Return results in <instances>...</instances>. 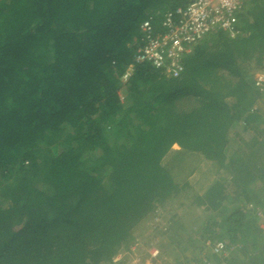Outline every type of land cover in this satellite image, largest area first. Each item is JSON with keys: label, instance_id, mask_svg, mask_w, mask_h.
<instances>
[{"label": "trees", "instance_id": "1", "mask_svg": "<svg viewBox=\"0 0 264 264\" xmlns=\"http://www.w3.org/2000/svg\"><path fill=\"white\" fill-rule=\"evenodd\" d=\"M149 1L0 0V264H126L140 224L190 193L206 212L231 197L207 237L238 244L228 262L264 264L249 208L264 204V87L249 74L264 69V0L237 37L197 42L179 77L133 62ZM180 153L231 178L193 192L165 163Z\"/></svg>", "mask_w": 264, "mask_h": 264}, {"label": "built area", "instance_id": "2", "mask_svg": "<svg viewBox=\"0 0 264 264\" xmlns=\"http://www.w3.org/2000/svg\"><path fill=\"white\" fill-rule=\"evenodd\" d=\"M247 1L189 0L186 5H177L165 11L159 24L152 15L148 16L140 24V38L133 53L134 64L148 63L166 76L179 77L185 69L186 56L201 39L220 30L232 38L241 34L239 14ZM256 85L261 87L258 82ZM258 105L255 103L250 111L256 110ZM249 208L264 230V204L252 203ZM166 216V211L157 208L151 221L154 227L168 228L171 220ZM163 219L168 220V223L164 224L166 221ZM154 245L152 247L155 250H149L153 257L158 253ZM237 245L229 244L224 239L208 238L204 242L205 249L201 248L199 253L197 251L196 257L191 258L187 264H233L226 261V258ZM140 248L139 238L136 237L131 248L121 252L115 260L129 254L136 255L142 252Z\"/></svg>", "mask_w": 264, "mask_h": 264}, {"label": "rangeland", "instance_id": "3", "mask_svg": "<svg viewBox=\"0 0 264 264\" xmlns=\"http://www.w3.org/2000/svg\"><path fill=\"white\" fill-rule=\"evenodd\" d=\"M175 1L180 0H167V3H164L163 0H150V3L144 6V11L146 13L145 16H148L152 13H157L159 10H161L162 8L160 9L159 6L156 7L157 4L161 6H163L164 4L163 8H168ZM132 71L133 66H129L124 76H122V81H125ZM252 73L254 75V84L256 85L258 82L261 87H264V69H258L255 67V69L251 70L249 74ZM123 90L124 89L120 90L119 92L121 97H124L125 95V92ZM260 104V108H262V113L264 114V101L262 102L261 100ZM253 133L254 130H252V134ZM261 139L262 142H264V138L261 137ZM200 158L201 157L198 153H180L177 154L176 157H174V160L172 159V156H169L165 163L168 167L171 168V171L175 175L177 181L183 182L187 177L188 180L192 179L191 183L193 185V192H201L212 179L217 177L222 176L227 180L228 183L229 179L231 178L230 173H224L222 170H220V172L218 171L217 166H214L211 162H208L206 160H201ZM200 160L203 162H201ZM200 165L202 166L200 167ZM192 170L194 171V173L190 174ZM190 195L192 194L190 193L185 197H180L174 200L170 203V205H167L168 209L166 211V217L168 220H182L184 226H187V230L184 231L182 228L178 227L180 231H176V233H179L180 236L177 238L176 236H174V223L172 224L171 221V223H168V220L163 219L164 221H166L164 224L168 223V228L166 227V229H162L161 227L156 228L152 223H147L144 229L141 230V233H136L141 245L139 251L142 252L137 251L138 253L136 255H125L124 257H127L126 264H147V261H149L150 264H155L154 258L149 252L150 249L151 251L155 250L154 247H152L153 244H155L154 246L158 248V253L155 256L157 257L156 259L158 261V264H176L175 259L177 257H180L181 259L196 257V252L198 251L197 253H199L201 248H204V242L209 238L207 237L209 232H205L207 223L210 221H215L217 222V225H220L223 219H225L226 217V214L222 212V209H224V211L225 209H231L234 203L231 197H228L222 203L223 208L215 211L212 210L211 212H206L196 204H192ZM260 198L264 199V192L260 194ZM240 202L242 203L243 200L240 199ZM150 221H152V219ZM218 229L220 228L218 227ZM150 242L152 243L149 244Z\"/></svg>", "mask_w": 264, "mask_h": 264}, {"label": "crops", "instance_id": "4", "mask_svg": "<svg viewBox=\"0 0 264 264\" xmlns=\"http://www.w3.org/2000/svg\"><path fill=\"white\" fill-rule=\"evenodd\" d=\"M189 2V0H180V1H176L175 4L169 6L168 8H163V7H160L161 10H159L157 13H152L148 16H153L155 18V22H157V24H159L158 22H160V19L162 18V15L165 11L169 10V9H172L174 8L175 6L177 5H186L187 3ZM149 4V3H148ZM243 11V10H242ZM144 14L146 15L145 11H144ZM148 16H144V19L147 18ZM142 19L139 24L144 20ZM139 24H138V27H137V31L136 33L139 34V38H140V30H139ZM139 38H138V41H139ZM201 161V160H200ZM151 219H146L145 221H143L140 226L136 229V233H141V230L144 229V227L147 225V223H152L150 221ZM138 236V235H137ZM155 258V256L153 257ZM148 263L147 264H150L149 261H147Z\"/></svg>", "mask_w": 264, "mask_h": 264}, {"label": "clouds", "instance_id": "5", "mask_svg": "<svg viewBox=\"0 0 264 264\" xmlns=\"http://www.w3.org/2000/svg\"><path fill=\"white\" fill-rule=\"evenodd\" d=\"M145 19H146V18H145ZM145 19H144V20H145ZM140 24H141V23H140ZM140 24H139V30H140Z\"/></svg>", "mask_w": 264, "mask_h": 264}]
</instances>
